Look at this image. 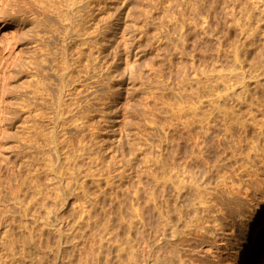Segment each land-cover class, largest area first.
<instances>
[{
    "label": "rangeland",
    "instance_id": "1",
    "mask_svg": "<svg viewBox=\"0 0 264 264\" xmlns=\"http://www.w3.org/2000/svg\"><path fill=\"white\" fill-rule=\"evenodd\" d=\"M211 100L264 120V0H0V264H153L162 155Z\"/></svg>",
    "mask_w": 264,
    "mask_h": 264
},
{
    "label": "bare ground",
    "instance_id": "2",
    "mask_svg": "<svg viewBox=\"0 0 264 264\" xmlns=\"http://www.w3.org/2000/svg\"><path fill=\"white\" fill-rule=\"evenodd\" d=\"M207 106L211 111L204 113L196 106L190 130L179 132L176 146L162 155L160 245L150 255L153 264H220L224 247L227 261L240 262L253 248L245 244L231 252L232 242L241 240V228L255 225L263 229L264 250V120L249 113L251 127L228 105L211 100ZM67 232L68 240L75 232Z\"/></svg>",
    "mask_w": 264,
    "mask_h": 264
}]
</instances>
